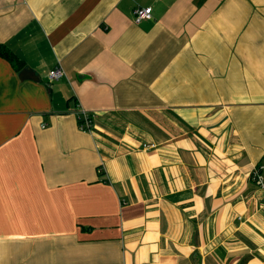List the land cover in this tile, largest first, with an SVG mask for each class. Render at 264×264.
<instances>
[{
  "label": "crops",
  "instance_id": "crops-1",
  "mask_svg": "<svg viewBox=\"0 0 264 264\" xmlns=\"http://www.w3.org/2000/svg\"><path fill=\"white\" fill-rule=\"evenodd\" d=\"M0 44V264H264V0H0Z\"/></svg>",
  "mask_w": 264,
  "mask_h": 264
},
{
  "label": "built area",
  "instance_id": "built-area-1",
  "mask_svg": "<svg viewBox=\"0 0 264 264\" xmlns=\"http://www.w3.org/2000/svg\"><path fill=\"white\" fill-rule=\"evenodd\" d=\"M152 15L151 7L146 8H136L133 11V23L135 25L140 24L143 21L150 20ZM64 77V71L60 68H54L50 70L47 75L46 79L49 82H54L60 80ZM92 114H87L85 112H81L79 117V129L82 131H89L92 123ZM262 167L258 166L255 167L251 173V177L256 181L260 188L264 189V176L261 174Z\"/></svg>",
  "mask_w": 264,
  "mask_h": 264
},
{
  "label": "trees",
  "instance_id": "trees-1",
  "mask_svg": "<svg viewBox=\"0 0 264 264\" xmlns=\"http://www.w3.org/2000/svg\"><path fill=\"white\" fill-rule=\"evenodd\" d=\"M0 57L7 59L13 67L20 68L22 62L3 44H0Z\"/></svg>",
  "mask_w": 264,
  "mask_h": 264
}]
</instances>
